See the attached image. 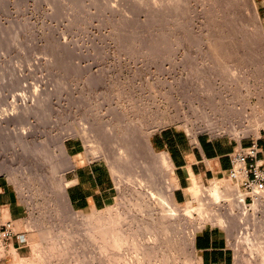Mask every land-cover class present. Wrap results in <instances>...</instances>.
<instances>
[{"label":"rangeland","instance_id":"obj_1","mask_svg":"<svg viewBox=\"0 0 264 264\" xmlns=\"http://www.w3.org/2000/svg\"><path fill=\"white\" fill-rule=\"evenodd\" d=\"M216 1L0 0V112L15 107L13 117L0 123V183L14 188L24 210L13 222L24 237L22 247L15 248L13 238L0 239L4 264L11 263V248L23 257L22 264H119L115 252L135 262L130 248L114 250L97 232L99 238L92 240L86 227L95 220L85 217L99 215L104 222L119 213V225L127 218L132 223L133 215L138 222L145 189L166 192L173 186V192L172 166L158 161L161 151L152 147V134L176 127L242 142L259 135L264 7L255 0L258 18L248 0ZM17 92L28 96L26 103L16 99ZM68 141L110 167L117 193L105 207L77 211L70 206L63 183L71 159ZM219 179L221 190L236 182L244 194L228 176L200 185L208 189ZM185 192L186 200L173 206L185 222L164 227L157 216L156 226L147 225L152 234L145 264H195L193 236L207 222L230 233L224 224L199 219L204 210L198 215V201ZM232 210L237 214L239 208ZM240 212L248 216L242 230L253 235L264 209L255 200ZM8 219L0 206V224ZM186 221L201 226L192 230ZM235 230L228 234L235 264H245Z\"/></svg>","mask_w":264,"mask_h":264},{"label":"crops","instance_id":"obj_2","mask_svg":"<svg viewBox=\"0 0 264 264\" xmlns=\"http://www.w3.org/2000/svg\"><path fill=\"white\" fill-rule=\"evenodd\" d=\"M260 1L264 7V0ZM251 141L259 145L258 158L264 163V128L259 135L244 142L230 137L212 136L207 132L193 135L176 127L162 128L150 137L152 147L166 152L171 161L175 202L186 200L185 190L192 178L206 184L211 179L227 176L230 165L228 154L237 145H246ZM66 148L71 159L64 172L63 183L70 206L77 211L105 207L117 193L110 167L105 161L83 155L76 141H68ZM0 206L6 209L13 222L23 217L22 203L9 183H0ZM12 244H17V249L22 247L14 238ZM192 244L195 264H235V252L228 233L219 225L205 223L195 232ZM0 264H4L1 259Z\"/></svg>","mask_w":264,"mask_h":264},{"label":"bare ground","instance_id":"obj_3","mask_svg":"<svg viewBox=\"0 0 264 264\" xmlns=\"http://www.w3.org/2000/svg\"><path fill=\"white\" fill-rule=\"evenodd\" d=\"M232 1H234V0H232ZM240 1H242V0H240ZM245 1H247V0H245ZM227 2H230V1H227ZM236 2H237V0H236ZM247 2H249V5L253 9V12L256 14V16L258 18H261L256 1L255 0H248ZM216 3H217V1H216ZM216 3L213 2L214 5ZM223 3H224V1H223ZM225 5H226V3H225ZM16 96H18V98L16 97V99H18L20 103L23 104V103L27 102V97L28 96L26 97L25 94H23L22 92H17ZM32 98H33V96H32ZM14 108L15 107L10 108V109H6L5 111L0 112V123H1V121L6 120V118L13 117V115L15 113V109ZM26 133L27 132L25 130H21V134H26ZM146 142H147V144L149 143L148 138L146 139ZM64 154L66 155V153H64ZM122 155H123V153H122ZM157 159L164 166H167V167H171L172 166L171 161H170V159H169V157H168L166 152H159V154L157 156ZM122 177H123V175H122ZM220 179L219 180H213L208 189H204L200 185V183L196 182L193 178L191 179V182H190L189 186L186 188V191L191 194L192 199L198 201V204L196 205L197 207L195 206L196 210L198 209V212H199L198 215L203 210H204V213L206 212L205 215H203L204 213L202 214L203 216L200 214V217H198V218L199 219L200 218L201 219L204 218L205 220L206 219H209V220L211 219V220L216 221L217 223L224 224V225L228 226L227 228L230 230V233H228V234H231V235H233V231L235 229L236 230L238 228L241 229V230L238 229L239 231L237 230L238 233L235 230V232L237 233L236 240H237L239 246L242 247V249H243V252L241 251L240 254L238 252L239 257H240L239 259L241 261V262L240 261L239 262L242 263V261H243L245 264H264V245H263L264 244V231H262L264 228L261 227V225H263V223H264L262 221L263 220L262 218L264 216L262 218L260 217L261 219L257 220V222L255 221V224H256L257 227H255L254 225L253 226L257 230L256 231L254 230L255 233L253 235H252V232L251 233L249 232V234H248V231L245 232V230H242V228H243L242 227L243 226L242 223L244 221L247 222V220H244V218H245V217H243L244 215L242 216L243 213L240 212L244 208V204L241 201L242 194H240L236 190L237 186L236 187L234 186V183H236V182H234L231 186H230V184H227L228 186H225L224 190H221L220 182L222 180L220 181ZM140 183H142V182H140ZM164 183H163V185H165L167 182L165 184ZM134 185H136L138 187H142L141 184H140V186H139V184H136V183ZM144 185L146 186L145 183H144ZM147 187L149 188V186H147ZM166 187H168V185L167 186L165 185V189H166ZM172 187L173 186H171V188ZM142 188L145 189V187H142ZM150 188H151V186H150ZM168 188H167L166 192L164 190H162V188H160L165 193L162 192V191L153 192L151 189H150V191L145 189L146 190L145 193L146 192L147 193L145 195H143V197L141 196V194L140 195L138 194L139 196L142 197L141 198L142 200L140 199L141 203H139V205L142 204V207H144L143 210L141 209V211H144V213L140 211V213H143V214L141 215L142 217L137 216L138 218L140 217L139 218L140 220L138 222L137 221L134 222V219L136 218V216H134V215L132 216V218H134V219H132V223L134 225L129 222L131 220H128V218H127L126 221L122 222L123 226L119 225V222H120L119 220L121 219V217L117 216V215H120L119 213L117 214V212H116L117 215H115L114 219H113L114 216L113 217L111 216L112 220L111 219H107L109 221H106V219L105 220L102 219L104 222H102L101 219H99V215H96L98 217H96V216L93 217L94 215H90L89 218H88V216L85 217L86 220L87 219L88 220H93L94 219L95 222L92 223L91 225H90V223L87 222L88 223V226L86 227L87 231H86V229H85V231L92 238V240H95V239H93V237H95V238L98 237L97 236L98 234H95V233L96 232L99 233L100 235H102V238L105 240V242L103 241V243H105L106 245H108L111 248L113 247V249L115 248L116 250H120V249L125 248V247L130 248L132 251L130 249L129 250L133 253L134 258H135L134 261L136 260L135 262L137 264H145L147 261L145 259H143V258L145 257L146 253H148L147 251L149 250L148 249V246H149L148 245V240H151V239L148 238V235L150 234V236H151V234H152V233L147 231V227L149 226L148 224L151 225L150 222H152L155 225V220H156L157 216H158V220L157 221L161 222L160 224H162L164 227H170L171 225H174V224H177V223H179V225H180V222H185V220H184L185 217H182V214H180L179 211L178 212H177V210L175 211L176 207L174 206L175 202L173 200V193L171 192L172 189L171 188L168 189ZM158 189H157V191H159ZM163 189H164V187H163ZM137 191H139V193H140L141 190H137ZM142 193H144V191ZM206 198L209 199V202L208 201H204ZM221 200H223L225 202L223 204H227V205L226 206H222L223 204L221 205V203H220ZM257 203L259 205H261L262 208L264 209V197L263 196H261L260 198L257 199ZM205 204H206V207H204ZM187 205L188 204H186V208L188 207ZM136 206H137V204H136ZM193 206H191V208H193ZM232 206L239 208L240 211L238 210L237 214H235V212L233 213ZM184 207H185V205H184ZM128 208H127V210H129ZM222 208H224V210H222ZM133 209H135V205H134ZM139 210H140V208H139ZM139 210H137V211H139ZM129 211H126L127 214L129 213ZM135 211H136V209H135ZM4 212H5L6 217H7L8 214L6 212V209H4ZM126 212H124L123 214H126ZM186 212H187V214H190L188 212V210ZM190 212H192V210H190ZM131 213L132 214H136L135 212L133 213V211ZM138 215H140V214H138ZM126 217H129V215L126 216ZM247 217L245 219H247ZM74 218H76V217H74ZM253 218H255V217H251L252 220H253ZM122 219H123V217H122ZM135 220H137V218ZM242 220H244V221L242 222ZM82 221L85 222L84 219H82ZM186 223H187V221H186ZM241 224H242V226H241ZM188 225H190V228H192V230H195L196 228H199L201 226V222H200V225L199 224L195 225V223L193 224V221H192L191 224L189 222ZM221 226H223V225H221ZM148 228L150 229V226ZM154 228H156V227H154ZM244 228H246V227H244ZM261 228H263V229H261ZM86 232H85V234H86ZM20 237L24 238L23 235H20ZM105 244L103 245L104 247H105ZM125 249L122 250V251H126L127 252L128 249H126V250ZM246 249L249 250V252L248 251L246 252L245 251ZM122 251H121V253H122ZM131 252H130V254L129 253L128 254L131 255V257H132ZM8 253L11 255V263L10 264H22V262L20 260L23 257L22 258L21 257L18 258V254H17L18 252H16L14 249L11 248L10 250L7 251V255H8ZM115 253H118L116 255V260H117V262L119 264H133V263L136 264L135 262L132 261L133 262L132 263L130 261L133 258L130 259V260L129 259L126 260L127 258L126 259L124 258V254H125L124 252H123L124 254L122 253L123 256L120 254V252H115ZM5 254H6V252H5L4 248H3V245L0 244V258L2 256L4 257ZM143 255H144V257H143ZM148 255H150V253ZM114 259H115V257H114ZM144 261H146V262H144ZM37 263H40V262H37Z\"/></svg>","mask_w":264,"mask_h":264},{"label":"built area","instance_id":"obj_4","mask_svg":"<svg viewBox=\"0 0 264 264\" xmlns=\"http://www.w3.org/2000/svg\"><path fill=\"white\" fill-rule=\"evenodd\" d=\"M259 145L255 141L249 144L237 145L229 154L230 165L227 176L239 183L243 190L241 201L243 204L253 203L264 197V163L258 158ZM16 238L19 242L24 239L14 230L13 221L8 219L0 224V239Z\"/></svg>","mask_w":264,"mask_h":264}]
</instances>
